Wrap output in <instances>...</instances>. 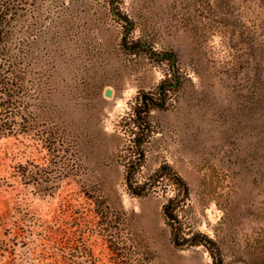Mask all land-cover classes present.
<instances>
[{
  "label": "rangeland",
  "instance_id": "1",
  "mask_svg": "<svg viewBox=\"0 0 264 264\" xmlns=\"http://www.w3.org/2000/svg\"><path fill=\"white\" fill-rule=\"evenodd\" d=\"M17 36L0 264H213L198 233L224 264H264V0H26ZM28 163L51 180L16 179ZM128 173L161 177L138 195Z\"/></svg>",
  "mask_w": 264,
  "mask_h": 264
},
{
  "label": "trees",
  "instance_id": "2",
  "mask_svg": "<svg viewBox=\"0 0 264 264\" xmlns=\"http://www.w3.org/2000/svg\"><path fill=\"white\" fill-rule=\"evenodd\" d=\"M25 2L26 0H0V137L6 134L11 135L22 132V120H27L22 108L24 104L22 95L26 89L24 78L28 71L23 67V48L22 43L19 41V36H17L18 24ZM146 106L147 104L144 103V106H140L135 110V121L139 127L146 125L142 117V114L150 112V108ZM44 134L47 135L45 142L49 151L53 156H56L57 152H59L56 145V132L44 130L42 132L43 137ZM14 169V177L29 184H40L43 181H50L52 178L50 171L52 168L50 167L43 168L39 165L28 163L26 165L19 164ZM165 169L170 170V167L165 165L163 170ZM174 176L177 177L179 182L183 183L186 190L187 185L184 180L175 174ZM160 177L161 175L156 174L149 182L133 189L131 184L132 176L128 173L127 182L133 193L141 195L149 192ZM168 208L169 205L164 208L166 215L168 214ZM169 216L174 220L176 219L173 215ZM192 241L195 245L208 247L213 258V264H224L219 249L211 247V245L215 244L212 239L198 233L193 236Z\"/></svg>",
  "mask_w": 264,
  "mask_h": 264
},
{
  "label": "water",
  "instance_id": "3",
  "mask_svg": "<svg viewBox=\"0 0 264 264\" xmlns=\"http://www.w3.org/2000/svg\"><path fill=\"white\" fill-rule=\"evenodd\" d=\"M106 94H107V96H110V95L112 94L111 90H108V91L106 92Z\"/></svg>",
  "mask_w": 264,
  "mask_h": 264
}]
</instances>
